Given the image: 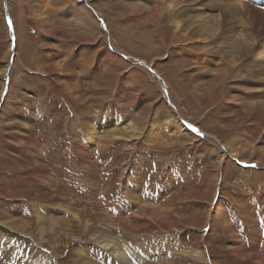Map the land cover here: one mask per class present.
Instances as JSON below:
<instances>
[{
	"label": "rangeland",
	"instance_id": "374dc122",
	"mask_svg": "<svg viewBox=\"0 0 264 264\" xmlns=\"http://www.w3.org/2000/svg\"><path fill=\"white\" fill-rule=\"evenodd\" d=\"M70 1L98 27L93 38L75 23L72 5L48 0L42 25L33 0H0V264H78L80 256L86 264H257L248 253L264 261V81L255 75L264 65L258 55L264 53V0H215L243 6L233 19L221 15L222 7L211 8L221 15L214 24L218 37L227 33L222 47L241 39L220 54L213 40L199 42L180 27L166 0H152L162 6L158 33L147 0ZM207 4L197 8L206 11ZM145 5L150 11L138 18ZM117 25L137 34L124 36L120 52L103 40L113 36L118 45ZM175 33L182 42L175 43ZM58 50L74 60L84 54L87 62L100 52L102 74L78 68L59 74L55 67L65 57ZM107 50L120 58L111 69L103 64ZM203 55L226 60V81H214L220 63L194 69ZM160 77L173 87L188 120L184 127L195 128L196 139H170L165 120L175 121L178 111ZM72 78L83 81L85 102L65 91L62 83ZM209 84H215L211 92ZM84 115L110 126L118 121L117 136L125 121L144 123L111 146L103 143L115 137L111 130L89 145V125L75 123ZM234 140L240 158L227 155ZM143 210L148 218L154 210L162 214L151 221ZM94 230L105 231L116 247L103 249ZM116 248L124 260L112 255Z\"/></svg>",
	"mask_w": 264,
	"mask_h": 264
},
{
	"label": "bare ground",
	"instance_id": "6f19581e",
	"mask_svg": "<svg viewBox=\"0 0 264 264\" xmlns=\"http://www.w3.org/2000/svg\"><path fill=\"white\" fill-rule=\"evenodd\" d=\"M75 1V0H74ZM148 1V3H150L151 5H149L150 7L152 6V8H154V10L156 11V13H155V17H158L157 18V20L155 21V24H154V26L156 25V24H158L159 22H160V19H161V17L162 16H160V14H159V12L162 10V6L160 7L159 5H157L156 3L157 2H155V3H153V1L152 0H147ZM158 1V0H157ZM204 1H206V0H166V2H168V4L167 5H169V7H168V9L170 10V12H171V14L172 15H174V16H177V21L178 22H176V23H178V25L180 26V27H182V28H184L185 30H187V31H191L195 36H197V37H199L200 38V40H199V42H201L202 40V38H205V37H207V40L209 39V40H213V42H215L216 43V45H215V47L216 48H219V47H221L222 48V50H219V54L220 53H227L228 51H230V50H235V47L240 43V41H241V39L240 38H237L235 41H233L232 43H231V45H229V46H227V45H224L223 47H222V42H221V40H226V36H227V33H225V32H223V37L221 36V37H218L219 36V34H220V32H219V28L218 29H216L215 28V26H214V24H216L217 22H219V20H220V18H221V15L222 16H224V18H228V19H233V18H235L237 15H238V8H243V6L242 5H238V4H234V6L233 5H230V4H228V3H217V2H215V0H208V4H207V6L208 7H210L209 9H206V11L205 10H202V9H199V8H197V7H199L198 5L199 4H203V2ZM48 2V0H46V2L45 1H43V0H33V4L35 5V4H37V8H36V6L33 8V11L35 12V11H39V15L36 17L37 19H39L38 21H40V20H43L42 22H41V24L43 25V23H45V15H47L46 14V12H47V10H49V9H47V7H49V5H50V2H49V4L47 3ZM59 5L61 4V6H64V5H72V6H74V9H75V13H77V15L75 16L76 17V24H77V26H79V28L80 29H83L84 31H85V29H87V30H89L91 33H90V37L91 38H93L94 36H95V32H97V29H98V27L95 25V23L92 21V19H91V17L89 16V15H87L85 12H84V10H83V8L82 7H79V5H77V2L75 1V3H73V2H71L70 0H58V2H57ZM189 7L192 11V14L193 15H188L187 14V10H185V7ZM38 7H39V9L40 10H38ZM219 7H222V9H223V11H222V13H221V15H219V17L217 16V15H215V14H212L211 13V8H215V10L217 9V8H219ZM148 7H147V5H145L140 11H138V13H137V17L139 18V16H140V14L141 15H143V14H146V13H148L150 10H148L147 9ZM197 8V10H195ZM203 11V12H200L199 13V11ZM153 16V17H154ZM152 17V18H153ZM111 17H109V19L108 20H106V21H108L111 25L114 23V20L111 18ZM174 18V17H173ZM119 19H122V17H121V15H119ZM181 20H183V21H181ZM138 21V20H137ZM107 23V22H106ZM140 26H144V24H145V22H140V23H138ZM160 26V25H159ZM158 27V25L157 26H155L154 28H155V33L157 32L158 33V29L159 28H157ZM116 30H117V37H118V45H117V41L113 38V36H112V42L110 41V37L108 38L107 36L106 37H104L103 38V40H106L107 42V45H106V47L108 46L109 47V43L111 44V45H113L114 46V48L116 49V50H118V48H117V46L118 47H120V43L119 42H122L121 43V45L122 44H124V42L126 41V40H124V38L125 37H128L129 39H133V38H135L136 36H137V34H135L134 32H133V35L134 36H132V35H129L128 34V31L127 30H125L121 25H117L116 27ZM136 30V29H135ZM139 33V32H138ZM119 35H122V37H120ZM125 36V37H124ZM194 36V37H195ZM193 37V36H192ZM190 38V37H188V38H185V40L184 41H186V42H188V40H192L193 38ZM236 37V36H235ZM176 38H178L179 40L178 41H175V43H178V42H182L181 40H182V37L180 36V34H178V33H175V37H174V39H176ZM224 38V39H223ZM242 38V37H241ZM121 39V40H120ZM173 39V40H174ZM141 40V39H140ZM140 40H139V42H140ZM147 39H146V37H145V39L143 40V41H146ZM193 40H195V38L193 39ZM204 40V39H203ZM110 41V42H109ZM130 41V40H129ZM202 42H204V41H202ZM57 43V42H56ZM174 43V44H175ZM198 43V42H197ZM185 44V43H184ZM190 44V43H189ZM219 45H221V46H219ZM261 48H264V43L262 44V43H260V45H259ZM203 48V47H202ZM109 49V48H108ZM121 49V48H120ZM89 50V49H88ZM208 50V49H207ZM85 51V50H84ZM93 51V50H92ZM108 51V54H106L107 56H105L104 57V59H103V64H105V66H107L108 68L107 69H111L112 67H113V64L114 63H116V61H119L120 60V58L119 57H117V56H115V55H113L109 50H107ZM119 52H120V50H118ZM205 51V50H204ZM212 51V50H211ZM210 51V52H211ZM223 51V52H222ZM58 52V54H57V56H60V57H65V60H64V64H61L60 63V60H59V58H56V59H58L59 60V63L56 65V70L57 71H60V73L59 74H61L62 73V75H64L65 74V72L66 71H75V68H78V69H81V70H83V73H85L87 76H88V74H90V75H93V76H96V77H98L99 75H101L102 74V72H100V67L99 66H97V61L96 60H98V58H100V52H93L95 55L93 56V57H91V58H89L88 59V62L86 61V59H84L85 57H84V54H82L81 56H80V59H73V54L72 55H64L65 53H64V51H63V54L61 55L60 54V51L58 50L57 51ZM83 52V51H82ZM87 52V51H86ZM216 53H217V51H215ZM78 53H79V51H78ZM122 53V52H121ZM202 53H204V52H202ZM206 53V52H205ZM244 53H249L248 52V50H246ZM201 54V53H200ZM207 54V53H206ZM215 54V53H214ZM129 54L127 53V55L126 56H128ZM259 56H261V60H264V53L261 55L260 53L258 54ZM217 56H207V55H203V57H201V58H199L198 59V62L196 63V65H195V67H194V69H196V70H198L199 72H201V71H203V70H205L206 68H207V65L208 64H210V63H212L213 62V64L216 62V63H220V64H222V68H220V75H218V77L217 78H215L214 79V81H216V79H218L216 82H221L222 80H225L226 81V79L228 78V75H229V73H230V69L228 68V67H226L227 66V64H226V60H224V58H220V59H218V58H216ZM220 57H221V55H220ZM223 57V56H222ZM55 59V60H56ZM227 59V58H226ZM39 61H40V58H39ZM49 61V60H48ZM235 62V61H234ZM234 62H233V64H234ZM51 64H53V62H51ZM260 64H264V62H260ZM144 67L146 66H149V64H142ZM237 67V66H236ZM70 68V69H69ZM93 70V73L91 74V71ZM106 70V69H105ZM207 70V69H206ZM16 71V70H15ZM138 71V70H137ZM160 71H162L161 69H160ZM159 71V72H160ZM235 71V70H234ZM255 71V70H254ZM105 71H103V73H104ZM106 72H107V70H106ZM105 72V73H106ZM233 72V71H232ZM256 72V76L257 77H259L261 80H263L264 81V77H262V76H264V65L262 66V67H259V68H257V71H255ZM77 75H79L78 73H77ZM143 75V74H142ZM141 74H135V75H133V79H139V78H143V76H142ZM233 75V74H232ZM255 75H253L254 77H256ZM70 76V75H69ZM106 76V75H105ZM104 76V77H105ZM214 76V75H213ZM231 76V75H230ZM251 77H253L252 75H250ZM79 77V76H78ZM78 77H76V78H78ZM145 77V76H144ZM256 77V78H257ZM102 78V77H101ZM145 78H147V77H145ZM161 78V77H160ZM73 80H72V82H66V83H62L63 84V87H64V89H65V91L67 92V94L68 93H70V94H72L73 95V99H75V102H77V104L78 103H82V102H85L86 101V99L84 98V95H85V91H84V88H85V85L82 83L83 81H81L80 79L79 80H77V79H74V78H72ZM167 80V79H166ZM166 80H165V78L163 77V79L161 78V81H160V83H162L161 85L163 86V87H166V90H165V92L167 93V95H168V97H170V104L174 107V109L176 110V111H178V112H176V114H178V116L176 117L175 116V121H171V120H169V119H167L166 118V120H165V122H166V127H167V131L169 132V134H170V136H171V138L170 139H172L173 141H175V142H177V141H179L178 139L179 138H186V137H190V138H193V139H196V129L194 128H191L190 127V125H188V124H186V128L184 127V121L185 122H187L188 120L187 119H185V118H183V115H184V113H183V115L181 114V111H183L184 112V110L182 109V108H179V99L177 98V96H176V93L174 92V89H173V87L172 88H167V82H166ZM142 81H144V79L142 80ZM147 81H151L150 79H149V77L147 78ZM178 81V80H177ZM173 82V81H172ZM144 83V82H143ZM143 83L141 82V86L143 85ZM148 83V82H147ZM152 84V83H151ZM173 84V86L175 87V85H174V83H172ZM148 85V84H147ZM153 85H155L156 87H157V85L154 83ZM140 86V87H141ZM144 86H145V84H144ZM172 86V85H171ZM147 87H149V86H147ZM152 87H154V86H152ZM156 87H154V89L156 90ZM214 87H215V84H209V92H211V91H213L214 90ZM165 89V88H164ZM173 89V90H172ZM137 90V89H136ZM119 101V100H118ZM245 103V102H244ZM255 103V102H254ZM257 104V103H256ZM118 105H120L119 104V102H118ZM225 105V104H224ZM245 105H246V103H245ZM244 105V106H245ZM121 106V105H120ZM247 107H250V109L252 108V109H254L255 107H256V105H254V104H248V106ZM118 108V107H117ZM120 108H122V106L120 107ZM248 112V111H247ZM249 114V113H248ZM180 116H181V119L183 120V121H180L181 119H179L180 118ZM101 117V116H100ZM76 119H77V121L75 122L76 123V125L78 126V127H80V125L82 126V127H85L87 124L89 125V129L88 130H86V133H87V137H88V142H86L87 144H91L92 145V143H96V144H100L101 142H102V135H101V133L102 134H105L106 132H109L110 130H111V133L112 132H114V133H112L115 137L114 138H112V139H108V140H105L104 139V145H108V144H111L110 142H116V141H118V140H120V139H122V138H124V136H122V135H128V133L129 134H132L134 131H135V129L137 130V128H138V126H139V123H140V121H141V125H143V123H144V120H140V121H138V123H134V121H125V122H123L122 124H121V127H124V128H122V129H124L123 131L124 132H121V135L120 136H117V131H118V129H119V126H117V123H118V121H115L114 122V124H113V126H110L109 125V123L110 122H102V119L100 118V121L97 119L96 121H91L87 116H80L79 118L78 117H75ZM169 118V117H168ZM172 119V118H171ZM106 120V119H105ZM123 121V120H122ZM153 121H155V120H153ZM152 121V122H153ZM163 121V120H162ZM188 123V122H187ZM116 124V125H115ZM157 124V123H156ZM153 125V124H152ZM152 125H151V127H152ZM164 126V125H163ZM78 127H76V128H78ZM150 127V128H151ZM81 128V127H80ZM163 128V127H162ZM83 130V129H82ZM84 130H85V128H84ZM105 130V132H103ZM139 130V129H138ZM137 130V131H138ZM155 130V129H154ZM163 130H165V129H163ZM148 131V130H147ZM153 131V130H152ZM156 132V131H155ZM135 133V132H134ZM84 134V133H83ZM119 134V133H118ZM151 134H153V133H151ZM158 134V133H157ZM161 135H163V134H161ZM160 135V136H161ZM160 136H158V137H160ZM147 137V136H146ZM237 137V136H236ZM154 138V137H153ZM165 138V137H164ZM156 140V139H155ZM212 140H214V141H216L217 142V147H218V145H219V147L220 146H222V144H220L219 142V140L216 138V139H212ZM160 141V140H159ZM213 141V142H214ZM129 143V142H128ZM149 143V142H148ZM239 143V142H238ZM158 144V143H157ZM164 144V143H163ZM172 144V143H171ZM228 148H229V150H228V152H227V155L229 154V156L231 155L232 157H236V158H240L241 156H240V154H239V152H238V150L236 149L237 148V145H236V142H235V140H234V142H229L228 144ZM240 145V144H239ZM108 146H111V145H108ZM129 146V145H128ZM164 147V146H163ZM223 147V146H222ZM240 147V146H239ZM216 148V147H215ZM218 149V148H217ZM217 149L215 150V151H217ZM222 149H224V147L222 148ZM252 149H254V148H252ZM256 149V148H255ZM260 149V148H259ZM83 150H85V147H83ZM227 150V149H226ZM262 150V149H261ZM257 151V150H256ZM258 151H260V150H258ZM84 152V151H83ZM218 152V151H217ZM223 154H225V152L223 153ZM94 155V154H93ZM91 156V155H90ZM85 158H86V156H85ZM224 157H222L220 160L222 161V159H223ZM262 163V162H261ZM128 184V183H127ZM130 185V184H129ZM132 185V184H131ZM130 185V186H131ZM126 187V186H125ZM130 188V187H129ZM140 189V188H139ZM129 190V189H128ZM139 191V190H138ZM141 191V190H140ZM132 193V192H131ZM183 197V196H182ZM138 197H136L135 199H137ZM137 201V200H136ZM143 207H145V209H151L150 207H149V204L148 203H144V206ZM141 208H142V206H141ZM144 209V208H143ZM246 209V208H245ZM247 210V209H246ZM256 210V209H255ZM147 211L148 210H143V212H144V214H145V216H144V218H147V219H149V220H151V221H153L154 220V218H158V215H160V214H162V213H158V214H156L157 212H155L156 210H154V212H153V214H150V218H148L147 216ZM65 213H67L66 211H65ZM164 213H166V212H164ZM71 214V213H70ZM69 215V214H68ZM71 215H73V214H71ZM214 216V215H213ZM11 218H13L12 217V214H9V216H8V219H7V221L9 220V222L8 223H11ZM162 218V217H161ZM248 219V218H247ZM249 219L251 220V222L254 224V222H253V218L252 217H249ZM117 220H120V219H117ZM3 221H6V220H3ZM120 222H122V220L120 221ZM3 224L2 225H6V224H4V222H2ZM7 223V222H6ZM248 224V223H247ZM107 225V224H106ZM95 229V228H94ZM100 229V228H99ZM109 229V228H108ZM96 233H99L100 235H99V237H101V239L103 240V243H102V245H103V249H111L110 248V246H111V244H113V246L114 247H116V245L114 244L115 243V241H110V240H108L107 238H105L106 237V232L105 231H96V230H94ZM95 232H93V233H95ZM110 233V232H109ZM110 237V236H109ZM113 238V237H112ZM252 242H253V240H251ZM256 241V240H255ZM252 245V244H251ZM237 248V247H236ZM255 249V248H254ZM261 249V248H260ZM116 252L114 253V250H113V252H112V255L114 256V257H119L121 260H124L125 259V255L121 252L122 250H120L119 248H116ZM112 250H110V252H111ZM81 254H85L82 250H80L79 251ZM243 252V254L244 255H246L247 253L243 250L242 251ZM240 253H241V251H240ZM118 255V256H115V255ZM240 255V254H239ZM248 257H251V258H256L255 259V261H256V263L257 264H264V261H263V259L261 258V257H259V256H255V257H252L251 256V254L250 253H248ZM112 257V256H111ZM82 256H80V258H78L76 261L78 262V264H86V262L85 261H83L82 259ZM249 259V258H248Z\"/></svg>",
	"mask_w": 264,
	"mask_h": 264
}]
</instances>
